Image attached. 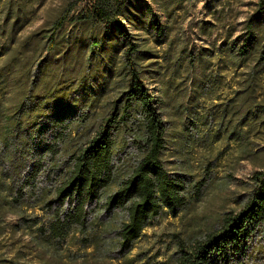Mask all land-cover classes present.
Listing matches in <instances>:
<instances>
[{
  "label": "trees",
  "instance_id": "1",
  "mask_svg": "<svg viewBox=\"0 0 264 264\" xmlns=\"http://www.w3.org/2000/svg\"><path fill=\"white\" fill-rule=\"evenodd\" d=\"M80 2L83 8L73 14ZM258 7L260 17L246 23L240 54L258 41L264 0ZM73 21L90 27L81 49L80 58L87 52L83 69L102 50L108 66L118 53L122 60L118 69L124 80L123 99L90 137L81 128L101 91L93 72L99 63L86 76V70L73 76L66 59L57 70L50 66L51 54L64 41L59 29ZM123 22L157 41L165 37L164 25L141 0L66 1L48 28L32 32L22 43L23 48L34 43L31 84L10 111L0 103V163L9 178L7 183L0 181V223L5 214L16 216L9 237L26 235L23 244L31 246L37 264H103L119 259L150 220L163 212L175 216L193 200V189L164 165L168 121L160 100L147 93L142 80L139 61L147 51L140 46V37L127 39ZM65 40L73 46L72 40ZM255 91L254 81L248 80L246 96ZM253 116L262 117L255 112ZM118 132L135 142L137 153L116 190L104 196L102 191L114 179L113 135ZM251 179L252 188L237 211L225 212L214 229L176 243L178 264H247L254 238L263 231L264 171H254ZM30 209L40 214L27 213ZM114 210L122 212L112 223L101 218L104 211ZM70 241L79 242L77 249L70 248Z\"/></svg>",
  "mask_w": 264,
  "mask_h": 264
},
{
  "label": "rangeland",
  "instance_id": "2",
  "mask_svg": "<svg viewBox=\"0 0 264 264\" xmlns=\"http://www.w3.org/2000/svg\"><path fill=\"white\" fill-rule=\"evenodd\" d=\"M66 1L69 0H0L3 109L10 111L31 84V70L36 63L31 53L34 43L23 48L24 39L34 31L48 28ZM141 1L151 6L152 13L164 25L165 37L157 41L124 22L123 30L129 40L140 37V46L147 51L139 61L142 80L147 93L160 100L163 117L168 121L164 165L174 177L182 178L194 194L193 200L175 216L163 212L150 220L123 257L103 264H178L176 243L214 229L225 212L237 211L252 188L254 171H264V123L259 122L264 119V22L257 29L256 45L244 54H240L242 49L237 50L243 43L247 21L260 17V0ZM83 6V2L78 3L73 14ZM89 30L86 22H65L59 29L63 44L50 56L51 69L57 70L66 59L74 70L73 76L84 70L86 76L99 63L93 72L101 91L87 110L81 128L87 137L93 135L105 117L113 115L114 107L123 99L124 87L118 69L120 53L113 57L110 69L104 50L91 56L83 69L87 52L82 58L80 55ZM65 39L72 40L73 46ZM64 49H68L65 58L61 57ZM248 80H253L256 88L252 97L245 93ZM38 85L39 81L35 86ZM254 112L262 117L253 116ZM113 138L115 174L102 191L104 196L116 190L137 153L130 137L118 132ZM7 171L0 163L2 183L9 181ZM121 212L104 211L101 218L111 222L120 218ZM27 213L39 215L40 211L30 209ZM16 219L13 214H5L0 223V258L4 259L0 264H37L31 246L23 244L28 239L26 235L9 237V227ZM78 243L70 241V248L77 249ZM246 263L264 264V224L263 231L254 238Z\"/></svg>",
  "mask_w": 264,
  "mask_h": 264
}]
</instances>
